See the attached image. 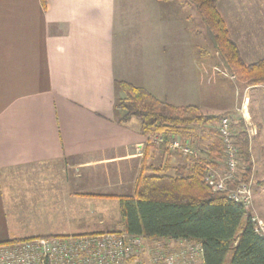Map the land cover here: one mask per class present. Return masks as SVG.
Instances as JSON below:
<instances>
[{"label":"crops","instance_id":"crops-1","mask_svg":"<svg viewBox=\"0 0 264 264\" xmlns=\"http://www.w3.org/2000/svg\"><path fill=\"white\" fill-rule=\"evenodd\" d=\"M224 3L218 8L243 61L264 60V40L248 47L234 32L256 6ZM261 6L250 27L263 32ZM201 19L186 0H0V244L123 232L119 198L134 195L145 158L172 176L189 164L153 138L151 147L137 119L119 122L118 82L202 112L205 84L215 87L218 103L205 109L253 126L251 177L261 185L254 176L264 153V85L206 69ZM255 199L253 212L264 218Z\"/></svg>","mask_w":264,"mask_h":264},{"label":"trees","instance_id":"trees-1","mask_svg":"<svg viewBox=\"0 0 264 264\" xmlns=\"http://www.w3.org/2000/svg\"><path fill=\"white\" fill-rule=\"evenodd\" d=\"M186 1L198 11L218 57L226 63V69L235 80L246 87L264 85V60L251 65L243 61L219 11L221 0ZM118 87L124 94L115 109L122 115L119 122L137 119L141 133L150 138L151 147L154 136L168 143L173 137L197 138L196 130L213 131L221 119L228 116H207L197 106L176 107L125 82H118ZM243 127L242 121L237 123V141L245 165L243 180L248 182L253 163ZM213 133L216 139L208 146L207 159L189 158V164L177 167L173 176L145 158L134 195L119 198L123 232L144 236L148 241L198 242L204 252L203 264H225L230 254L228 264H264V239L255 233L251 217L226 194L210 191L203 179L205 166L224 158L217 132ZM165 147L162 145L164 150Z\"/></svg>","mask_w":264,"mask_h":264},{"label":"built area","instance_id":"built-area-1","mask_svg":"<svg viewBox=\"0 0 264 264\" xmlns=\"http://www.w3.org/2000/svg\"><path fill=\"white\" fill-rule=\"evenodd\" d=\"M246 121V120H245ZM237 121L225 116L214 127L224 154V167L213 169L206 165L204 180L213 193L226 194L251 217L254 231L264 239V218L252 210L253 183L243 181L244 162L238 143ZM247 136L253 126L244 124ZM162 153L182 156L189 160L207 159V149L199 150L197 138L183 140L173 137L165 142L153 137ZM166 145L165 150L162 145ZM197 242L183 240H149L144 236L124 232H109L82 236L36 237L0 244V264H203L204 252Z\"/></svg>","mask_w":264,"mask_h":264},{"label":"rangeland","instance_id":"rangeland-1","mask_svg":"<svg viewBox=\"0 0 264 264\" xmlns=\"http://www.w3.org/2000/svg\"><path fill=\"white\" fill-rule=\"evenodd\" d=\"M229 1H235L239 5H243V4L248 5L251 2L253 4L252 6H256V7H254L255 12H253V15H251L250 19H248L250 21L247 22L246 26L242 27L241 31L239 28L234 31L235 36L237 37V40L240 41L239 43L247 45L249 47L252 42H256L258 40L261 42L262 40H264V31L262 32L261 29H257L255 26H253V28L250 27V24H252L251 20L253 21L254 17L255 18L262 17L259 15H263V14H259L260 11L256 12V10H259V6L261 4L262 5L264 4V0H252V1L251 0H226V3H224V4L229 5ZM254 1L256 3H254ZM261 7L264 8V6H261ZM255 8H257V9H255ZM255 14L258 16H255ZM232 17L233 16L228 17L227 20L232 19ZM202 32H204V36L202 39V43H203L202 45L204 46V50H205L206 54L208 53V55H209L208 62L206 64V69L211 70L212 73L214 72V73H216L217 76H221L222 78H226V79L234 78L232 80H235V77L231 75L229 69H226L227 68L226 63L223 62L220 57L215 55V50H214L213 46L211 45L212 44L211 43L212 42L211 37H210L209 33H207V30L205 27H204V30ZM238 84H240V83H238ZM215 93H216L215 87L211 88V86L208 87L207 84H205V92H203V94H205L204 95V103L202 104V107H204V110L202 113L203 114L205 113L204 115H207V116L210 115L209 112H207L205 108H208V107L211 108L212 105H214V107H215V105L218 103V101H216V99H215L216 98ZM228 117H231L232 119H234V117H232V115H230V114L228 115ZM234 120L238 122V120H236V119H234ZM244 127H245V125H244ZM244 127H243V129H244ZM212 130L213 131H210V132L208 130H201V129L196 130L197 132L195 134H196V137L198 136L197 139H198V143H199L200 152H202L203 149L208 150V146H209L208 143L209 142L205 144V142H204L205 140L208 141V140H212L215 138V134L213 133V132H215V130L214 129H212ZM223 156H224V154H223ZM258 158H260V159H258ZM258 158H256V163H255V165H256V176H254V177H256V181L261 182V185L258 183H256V185H255V183H253V178L251 176H250L251 178L248 182L246 180H243V181L246 183H249V182L253 183L254 196H256L255 201L256 202L258 201V205L260 203L264 209V153H263V155H258ZM223 163H224L223 159L217 160L214 163V165H212L210 167L215 169V170L217 169L218 172H221V169L223 171L224 170L226 171V166L224 167ZM252 210H254L253 207H252ZM259 217L263 218L261 216H259ZM230 257H231V254L228 256V259L225 262V264H228Z\"/></svg>","mask_w":264,"mask_h":264},{"label":"bare ground","instance_id":"bare-ground-1","mask_svg":"<svg viewBox=\"0 0 264 264\" xmlns=\"http://www.w3.org/2000/svg\"><path fill=\"white\" fill-rule=\"evenodd\" d=\"M198 137V136H197ZM168 138V137H167ZM199 161V160H198ZM205 163V162H204ZM214 163V162H213ZM206 165V164H205ZM205 172V171H204ZM157 240V239H156Z\"/></svg>","mask_w":264,"mask_h":264}]
</instances>
